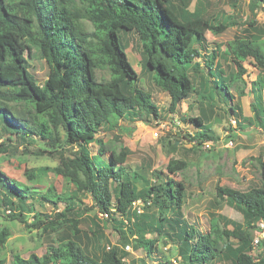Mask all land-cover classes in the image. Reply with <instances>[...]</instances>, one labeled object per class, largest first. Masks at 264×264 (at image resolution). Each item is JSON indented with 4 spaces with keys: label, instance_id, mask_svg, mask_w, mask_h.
I'll use <instances>...</instances> for the list:
<instances>
[{
    "label": "trees",
    "instance_id": "trees-1",
    "mask_svg": "<svg viewBox=\"0 0 264 264\" xmlns=\"http://www.w3.org/2000/svg\"><path fill=\"white\" fill-rule=\"evenodd\" d=\"M172 1L0 0V157L7 154L8 143L28 144L33 138L56 148L61 142L58 132L71 147L59 193L52 186L44 193L35 192L0 173V208L15 211L10 219L21 224H26L24 215L32 213L37 229L48 232L52 228L51 222H46L49 217L36 213L27 200L39 194L40 202L65 205L60 216L73 215L78 210L74 205L78 195H84L90 197L104 220L113 224L123 246L130 245L145 259L157 258L156 264H169L160 257L162 237L178 241L186 264H218L223 259L226 264H264V254L254 258L249 232L254 225L264 224V162H260L257 188L239 192L215 187L218 199L226 197L241 211L246 227L226 231L214 216L208 230L203 231L181 223V183L168 179L164 185L137 190L135 182L142 177L127 172V150L117 152L97 138L102 128H115L120 120L144 117L149 122L161 117L151 96L139 87V76L126 54V36L136 39L145 71L169 98L168 113H174L180 101L197 95L199 105L204 102L211 107L221 101L228 107V116L236 120L240 116V105H231L229 90L233 85L243 94L236 86L239 81L244 84L242 63L253 62L264 70V38L256 21L248 22L247 29L228 41L223 52L216 50L217 45L208 52L206 33L219 36L230 24L222 22V14L207 19L195 12H178ZM248 5L264 15V0H248ZM84 21L90 24V33ZM32 50L39 52L47 67L42 84L30 73L26 61ZM217 55L230 61L234 72L224 75ZM98 71H106L107 77L98 80ZM263 86L262 79L251 83L252 117L238 123L241 131L250 125L264 130ZM182 120L194 126L192 134L182 135L192 146L217 140L211 127H205L203 115ZM91 144L95 145L94 154L89 150ZM182 166L178 163L169 171L174 174ZM44 170H25L27 183L44 175ZM137 201L142 205L140 210L134 207ZM150 208H155L157 217L146 214ZM7 237V231L0 230V255ZM97 243L92 255L68 244L63 250L48 247L41 257L15 254L11 263L146 264L143 259L126 260L129 255L123 247L105 249L100 247V240ZM259 245L264 246V240Z\"/></svg>",
    "mask_w": 264,
    "mask_h": 264
},
{
    "label": "rangeland",
    "instance_id": "rangeland-1",
    "mask_svg": "<svg viewBox=\"0 0 264 264\" xmlns=\"http://www.w3.org/2000/svg\"><path fill=\"white\" fill-rule=\"evenodd\" d=\"M176 10L195 12L203 18H211L223 15V23L230 26L219 36L206 33L205 41L207 51L216 49L219 52L225 50L226 43L233 39L242 29H247L250 21H256L255 25L260 28V36L264 38V15L262 12L254 11L248 6V0H173ZM234 24V25H231ZM88 33L92 28L84 21ZM126 54L133 69L139 76V87L147 92L153 104L161 114L157 120L145 121L144 117H137L129 120H120L115 128H102L97 135L106 147L115 151L126 149L128 156L125 167L128 173H137L142 177L135 182L137 190L148 188L151 185H164L168 179L173 183H181L183 201L180 207V220L186 227L195 225L199 230H208V224L212 217L216 216L219 226L226 231L240 226L245 228L242 213L239 209L229 203L226 197L218 199L215 187H227L239 192H247L260 185V162H264V130L256 125H250L246 130L241 131L238 123H244V118H251L250 104L253 102V95L250 93L251 83L256 79L264 80V70H259L253 62L246 61L242 67L246 73L242 76L244 84L240 81L236 86L242 89L243 94L230 88L233 97L231 105L239 104L240 116L234 118L227 115V106L215 102L214 106H207L204 102L197 104V95L179 102L174 113H168L169 98L159 90L152 82L149 74L145 71L140 46L132 36L125 37ZM29 71L34 75L38 84L46 79L47 67L44 60L36 50H32L30 56H26ZM216 61L221 67L224 75L234 72L230 61H223L217 55ZM98 80L107 77L106 71L97 72ZM194 79V84H196ZM264 97V86L261 90ZM197 96V97H196ZM200 109V110H199ZM224 113V116H223ZM204 116L205 127H211L217 140L207 142L209 147L192 146L188 141L182 139L185 133L192 134L194 126L183 122L182 119ZM237 122V123H236ZM1 128V126H0ZM233 130V133L229 131ZM157 137H153V133ZM61 142L52 148L44 141L32 139L26 143H8L9 148L6 155L0 157V173L27 185L35 192L44 193L47 187L52 186L55 193H59L62 186V174L65 171V161L70 157L71 147L64 143V135L58 132ZM0 131V142L3 140ZM175 140L176 147H172ZM91 153H95V145L89 146ZM181 163L182 168L171 174L169 168ZM44 170V175L36 177L34 182L27 183L25 170ZM56 174V175H54ZM158 177V178H157ZM39 194L33 199H28L27 204L34 205L36 213L44 214L51 222L48 232L43 228L37 229L32 213L24 215L26 224L11 220L10 216L15 211L8 208H0V230L8 233L5 244L2 247L0 259L2 264H12L11 260L15 254L27 258L34 253L41 257L46 253L48 247L63 250L64 245L72 244L81 251L90 255L95 253L101 241L100 247L109 249L112 246L128 253L126 260H145L146 264H156V259H145L142 253L134 251L130 245L129 249L121 244L119 232L113 229L111 222H106L103 216L95 208L90 197L78 195L75 208L78 209L73 215L62 214L64 204L58 203L53 206L39 201ZM166 203V202H165ZM140 210V202L134 206ZM146 214L157 217L155 208L147 210ZM249 230L253 240L258 239L261 244L264 240V224L254 225ZM97 232V233H96ZM99 232V233H98ZM125 236L132 239L127 230L123 227ZM153 235H149L151 238ZM254 258L259 259L264 254V246H255ZM159 251L161 259L169 264H186L181 247L178 241L169 242L164 237L159 239ZM53 258H50V261ZM226 259L218 264H226ZM161 264H164L161 262Z\"/></svg>",
    "mask_w": 264,
    "mask_h": 264
},
{
    "label": "built area",
    "instance_id": "built-area-1",
    "mask_svg": "<svg viewBox=\"0 0 264 264\" xmlns=\"http://www.w3.org/2000/svg\"><path fill=\"white\" fill-rule=\"evenodd\" d=\"M153 137H154V138L157 137V133H156V132L153 133ZM202 146H203V147H209L207 143H204ZM138 202H139V201H137L136 203H134V205L137 204ZM260 227H261V229H263V223H260ZM253 242H254V244H255V246H256V245L258 244V239H254ZM126 249H129V247L126 246Z\"/></svg>",
    "mask_w": 264,
    "mask_h": 264
}]
</instances>
